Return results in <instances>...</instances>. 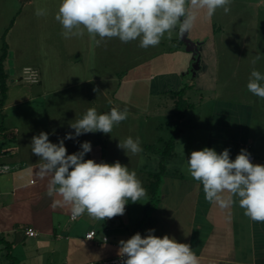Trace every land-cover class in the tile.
Segmentation results:
<instances>
[{
	"label": "crops",
	"instance_id": "obj_1",
	"mask_svg": "<svg viewBox=\"0 0 264 264\" xmlns=\"http://www.w3.org/2000/svg\"><path fill=\"white\" fill-rule=\"evenodd\" d=\"M7 45L10 49L11 45ZM203 45L199 43L201 48ZM191 56L193 63L194 57ZM173 59L169 62H175ZM205 59H200L198 69L193 71L197 80L202 79L208 71V61ZM27 67L40 72L41 84V68L38 65ZM185 68L151 71L150 67L146 71L144 67H138L136 71H130L113 92L104 90L100 82L94 80L100 102L91 108H95L99 114L107 113L113 107L127 109V118L135 129L136 123H149L151 115L161 110V106L152 100L153 97L179 90ZM208 88L214 92L213 87L205 84L199 87L201 91H209ZM189 89L185 92V98L192 103L188 96ZM89 95L87 92L81 100L91 102ZM102 98L106 100L102 101ZM172 98L174 110L175 98ZM204 98L201 95L202 111L197 112L196 118H206L205 147L217 153L228 149L233 160L241 149H246L254 157V164L264 165V118L259 115V108L254 103L220 97L210 98L203 104ZM8 102L5 109L12 106ZM173 110L172 120L175 119ZM83 115L80 114L79 119ZM139 116H142L141 120ZM159 128L157 125L156 129ZM0 130V142L4 146L0 166L9 167L7 171H0V264H88L106 261L118 257L120 240H127L137 232L142 237L146 236L149 229H155L153 234L158 237L168 235L179 243L189 244L200 264H264V223L246 217L238 200L225 208L209 203L202 184L188 175L187 166L180 170L174 165L173 169L169 168V164H174V158L178 157L177 147L184 129L176 141L173 156L166 163L167 172L159 186L160 201L156 209L146 217L151 201L149 183H146L148 190L145 199L137 203L129 201L124 215L104 221L92 219L86 213L72 221L70 205L65 204L58 194L48 197V179H40L36 175L42 161L31 151L32 139L26 140L19 127L11 129L14 138L8 137L11 130L4 123L0 124ZM82 135H91L86 140L91 143L92 150L85 155V160L115 163L116 155L108 156L107 153L113 140L110 134L99 135L106 140L105 146L95 133ZM84 136L82 143L85 142ZM50 140H60L55 138L53 130ZM165 141L158 138L163 146ZM82 143H73L69 147L65 144L67 153L80 151ZM145 148L150 150L152 146ZM159 158L161 161V153ZM159 166L160 162L158 171ZM222 195L225 199L230 196L227 192ZM28 230H34L36 235H28ZM92 230L96 232L95 238L87 239L86 235Z\"/></svg>",
	"mask_w": 264,
	"mask_h": 264
},
{
	"label": "rangeland",
	"instance_id": "obj_2",
	"mask_svg": "<svg viewBox=\"0 0 264 264\" xmlns=\"http://www.w3.org/2000/svg\"><path fill=\"white\" fill-rule=\"evenodd\" d=\"M60 3L61 0H0V57L4 54L5 43L11 45L4 62L8 92L3 106L0 94V124L4 123L9 130L19 127L26 140L41 132L47 133L50 140L52 130L56 139L74 133L70 124L93 104L100 102L98 92L93 91L96 89L94 80L100 82L104 90L113 92L122 79L138 67H144L146 71L150 67L151 71L161 68L174 70L185 68L188 63L182 71L183 84L179 90L190 88L188 96L195 108L189 111L182 123L184 135L177 147L178 157L174 158V164H169L170 169L174 166L183 169L192 151L205 148L206 118H196L202 111L201 95L205 97L203 104L214 97L254 103L259 108V115L264 118V99L247 90L253 67L264 74V0H231L227 14L221 8L211 17L207 16L206 9H190L196 16L191 32L180 36L177 27L173 30L172 39L165 36L158 46L147 49L139 47L138 40L122 43L113 38L98 44L99 37L93 38L86 31L83 37L65 39L61 34V25L55 20ZM37 8L46 10L47 14L37 17ZM187 41L194 43L198 50L188 51ZM202 42L204 45L201 48L199 43ZM191 55L194 59L206 58L208 61V71L202 79L194 78ZM257 56L259 59L253 65L252 61ZM173 58L175 62H169ZM36 65L41 68L42 83H27L23 79L24 67ZM204 84L213 87L214 92L210 88L209 91H201L199 87ZM87 92L91 102L81 100ZM171 95L159 94L152 98L161 110L151 115L149 123L139 121L134 129L127 118L122 125H116L109 135L113 140L107 149L108 156L116 155V161L128 166L130 171L134 170L144 188L151 181L150 173L158 171L159 155L164 148L158 138L169 140L175 130V125L171 123L174 103ZM7 101L12 106L5 109ZM139 118L141 120L142 116ZM13 134L11 130L8 137L12 138ZM95 134L99 139L103 133ZM83 136L64 140V144L69 147L73 143H82ZM90 136L85 135V141ZM127 137H139L142 151L133 155L118 148L119 141ZM100 140L105 146L106 140L103 137ZM148 145L152 146L150 150L145 148Z\"/></svg>",
	"mask_w": 264,
	"mask_h": 264
},
{
	"label": "clouds",
	"instance_id": "obj_3",
	"mask_svg": "<svg viewBox=\"0 0 264 264\" xmlns=\"http://www.w3.org/2000/svg\"><path fill=\"white\" fill-rule=\"evenodd\" d=\"M230 4L231 0H61L55 20L61 25L65 39L83 37L86 31L93 38L99 37L98 44L113 38L122 43L138 40V46L147 49L158 46L165 36L172 39L177 27L180 36L191 32L196 16L190 9H206L211 17L221 8L227 14ZM46 14V10L36 9L37 17ZM258 59L259 56L254 58L252 64ZM247 90L264 99V74L255 67L248 78ZM127 116V109L113 107L99 114L95 108H89L82 118L70 124L75 132L67 133L58 143H52L45 132L32 137L31 151L42 161L36 175L48 179V197L58 194L70 205L72 218L86 213L95 220L112 219L125 214L129 201L137 203L147 197L137 173L128 166L119 161L109 164L85 160L92 150L89 141L83 142L81 150L73 154L67 153L64 144V140H75L82 134H110ZM117 146L126 154L142 151L139 137H127ZM187 166L191 177L202 184L209 203L225 208L238 200L246 217L264 223V165L252 163L246 149H241L233 160L228 149L217 153L205 147L191 152ZM225 192L230 194L227 199L222 195ZM154 232L155 229H149L146 236L137 232L127 240H120L117 256L122 264H200L189 244L179 243L168 235L158 237Z\"/></svg>",
	"mask_w": 264,
	"mask_h": 264
},
{
	"label": "trees",
	"instance_id": "obj_4",
	"mask_svg": "<svg viewBox=\"0 0 264 264\" xmlns=\"http://www.w3.org/2000/svg\"><path fill=\"white\" fill-rule=\"evenodd\" d=\"M3 49H4V54L0 57V94L2 96V101H3L1 106L5 104V101L7 99V92H8V86H7L8 74L6 73L4 68V62L6 59L5 55L7 54L6 52H8L7 43H5ZM195 62L196 60H193V64H195ZM185 92H186V88H181L176 92H171L172 96L175 98V106L173 110L175 119H173L171 122L173 123V125H175L174 126L175 130L172 136L170 137V139L164 142V148L161 150V161H160L159 171L155 173L154 172L150 173L151 181L149 182V191H150L151 201L146 211V217L149 216V214H151L156 209L160 201L159 186L162 181V178L165 176L167 172L166 163L173 156L176 141L181 134V130H182L181 121L185 118L187 112H189L190 109L194 107V104L185 98ZM3 148L4 146L0 142V153L2 152Z\"/></svg>",
	"mask_w": 264,
	"mask_h": 264
},
{
	"label": "built area",
	"instance_id": "obj_5",
	"mask_svg": "<svg viewBox=\"0 0 264 264\" xmlns=\"http://www.w3.org/2000/svg\"><path fill=\"white\" fill-rule=\"evenodd\" d=\"M23 79L27 83H30V84L39 83L40 74H39V72L36 69H34L32 67H27V68L24 69V77H23ZM2 155H3V153L1 152L0 153V157ZM250 159H251V162L253 163L254 157L250 156ZM5 167L7 168V170H9V167H7V166H0V171L3 172ZM78 218H72V215H70V219L72 221H75ZM27 233L30 236L36 235L34 230H28ZM95 236H96V232L94 230H92L86 235V238L90 239V240H93L95 238ZM88 264H122V260H121V258L116 257V258H112V259H109V260H106V261L91 262V263H88Z\"/></svg>",
	"mask_w": 264,
	"mask_h": 264
},
{
	"label": "water",
	"instance_id": "obj_6",
	"mask_svg": "<svg viewBox=\"0 0 264 264\" xmlns=\"http://www.w3.org/2000/svg\"><path fill=\"white\" fill-rule=\"evenodd\" d=\"M186 43L188 45V51H190V52L194 51L195 52L196 50H198L196 45L194 43H192L191 41H187ZM194 57H196L195 54H194ZM194 60H196V62L193 65V71L198 69L200 59L199 58H195Z\"/></svg>",
	"mask_w": 264,
	"mask_h": 264
}]
</instances>
